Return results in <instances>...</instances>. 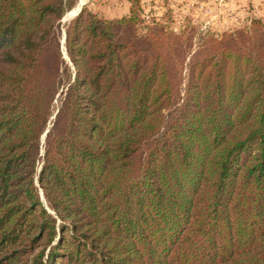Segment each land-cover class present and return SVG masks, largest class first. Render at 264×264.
Masks as SVG:
<instances>
[{
	"label": "trees",
	"instance_id": "obj_1",
	"mask_svg": "<svg viewBox=\"0 0 264 264\" xmlns=\"http://www.w3.org/2000/svg\"><path fill=\"white\" fill-rule=\"evenodd\" d=\"M68 1L0 0V264H264L263 24L85 8L73 72Z\"/></svg>",
	"mask_w": 264,
	"mask_h": 264
},
{
	"label": "rangeland",
	"instance_id": "obj_2",
	"mask_svg": "<svg viewBox=\"0 0 264 264\" xmlns=\"http://www.w3.org/2000/svg\"><path fill=\"white\" fill-rule=\"evenodd\" d=\"M96 1L104 3V2H109L110 0H99V1L96 0ZM115 1L116 3L114 4V7L120 10V12L121 9H123V7H125L128 3H131L132 9L134 8L138 12L142 20L141 28L144 26H152L154 24H159L166 26L170 31H172L175 34H181L185 37H187L189 34L192 35V45H189L187 49V55H188L187 62H189L190 57L200 49L202 44L207 40H209L211 37H215L219 39L220 37H222V35L226 33L235 32L237 30H242V29H247L248 31L249 30L251 31L254 25L253 23L255 21L261 22L264 27V11L259 12V10H257V12L253 13L249 8V6L256 4L255 0H241V2L243 1L245 2V6L243 7L241 6L235 7V0H221L224 1L223 4H225L223 9L219 6L220 0H187V4L184 3V5L187 6L185 7L183 5L184 6L183 8H181L182 6L180 7L174 0H115ZM68 2L70 3V6H72V8L66 12L64 18L62 19L61 24L58 28V35L61 39V45H62L61 48H62L63 56L67 60V62L70 65H72L73 68L72 70L73 72H75L74 65L67 53V49L65 45L66 30L70 22L73 19H75L82 12L83 9L87 8L91 12H93V10L91 9V6L89 7L88 5H85L81 8V10L77 15H73L72 12L77 10L78 8L77 5L78 0H69ZM206 3L207 6L202 7L206 9L204 11L206 14H203V16L197 17L196 15H193L192 12H190L191 10L196 11V9L199 8V4L201 5ZM259 4H261V6H264V0ZM196 5H198V7ZM233 8H237L238 10ZM247 18H249V21L245 20ZM154 20H158V21H154ZM207 20H209V23L206 24L205 21ZM179 23L182 24V26H179L180 25ZM142 33H144V30L142 31ZM59 101H60L59 98L55 101L53 117L51 118L50 123H52L56 117V114L58 112V107L60 105ZM44 137H43V145L45 142ZM40 194L44 206L51 213H54V211H52V209L48 206L42 190H40Z\"/></svg>",
	"mask_w": 264,
	"mask_h": 264
},
{
	"label": "crops",
	"instance_id": "obj_3",
	"mask_svg": "<svg viewBox=\"0 0 264 264\" xmlns=\"http://www.w3.org/2000/svg\"><path fill=\"white\" fill-rule=\"evenodd\" d=\"M174 1L180 7L182 6L181 8H183L184 6L185 7L187 6V5H184V3L187 4V0H174ZM255 1H256V4L249 6L251 12L255 13V12H257V10H259V12L264 11L263 10L264 6H261V4H259L263 0H255ZM96 2H97L96 0H78V4H77L78 8L77 9H79V10H77V13L74 14V15H77L79 13V11L81 10V8L83 6H85V5H88L89 7L91 6V9L93 10L94 13L98 14L101 18L106 19V20H118V19H120V18H122L124 16H128V15L131 14V10H132L131 3H128L125 7H123V9H121V12H120V10H118L117 8L114 7V4L116 3L115 0H110L109 2H104V3H102V2H97L96 3ZM208 2H210V1H208ZM223 3H224V1H221V0L219 1V6L222 9L225 6V4H223ZM196 6L198 7V5H196ZM204 6H207V3L206 4H201V5L199 4V8H197L196 11L195 10H191L190 12H192L193 15H196L197 17L203 16V14H206L204 12L206 9L202 8ZM240 6L241 7L245 6V2L244 1L241 2V0H235V7H240ZM161 9H163V8H161ZM233 9L238 10L237 8H233ZM143 16H145V15H143ZM245 20L249 21V18H247ZM154 21H158V20H154ZM185 21H187V20H185ZM205 23L206 24L209 23V20L205 21ZM179 26H182V24H180Z\"/></svg>",
	"mask_w": 264,
	"mask_h": 264
},
{
	"label": "bare ground",
	"instance_id": "obj_4",
	"mask_svg": "<svg viewBox=\"0 0 264 264\" xmlns=\"http://www.w3.org/2000/svg\"><path fill=\"white\" fill-rule=\"evenodd\" d=\"M77 10H79V9H77ZM77 10H75V11H73V12H72V13H73V15L77 13ZM70 15H71V14H70Z\"/></svg>",
	"mask_w": 264,
	"mask_h": 264
},
{
	"label": "water",
	"instance_id": "obj_5",
	"mask_svg": "<svg viewBox=\"0 0 264 264\" xmlns=\"http://www.w3.org/2000/svg\"><path fill=\"white\" fill-rule=\"evenodd\" d=\"M64 42H65V39H64ZM46 136V135H45Z\"/></svg>",
	"mask_w": 264,
	"mask_h": 264
}]
</instances>
